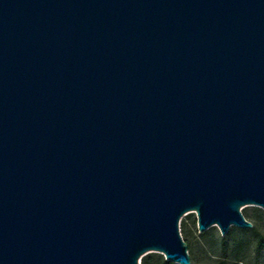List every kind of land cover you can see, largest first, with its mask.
I'll use <instances>...</instances> for the list:
<instances>
[{
  "label": "water",
  "instance_id": "95a60500",
  "mask_svg": "<svg viewBox=\"0 0 264 264\" xmlns=\"http://www.w3.org/2000/svg\"><path fill=\"white\" fill-rule=\"evenodd\" d=\"M264 210V0H0V264H192Z\"/></svg>",
  "mask_w": 264,
  "mask_h": 264
},
{
  "label": "rangeland",
  "instance_id": "374dc122",
  "mask_svg": "<svg viewBox=\"0 0 264 264\" xmlns=\"http://www.w3.org/2000/svg\"><path fill=\"white\" fill-rule=\"evenodd\" d=\"M261 209L256 206H246L242 209L244 216L256 223L260 230L264 233V210L260 217L256 216V209ZM197 214L187 212L180 220V230L182 227L185 232L181 231L183 239L188 244V253L190 255L192 264H264V252L256 251V241L252 234L242 233L237 231L240 227H236L234 235L230 236L228 239L230 241L229 246V258L222 257V249L220 238L223 237L219 228L217 226H212L207 229L206 236H201L197 226ZM230 231V230H229ZM225 236V235H224ZM243 242L241 249L242 261L238 262L233 258V251H235V246L238 243ZM150 254V253H149ZM148 255V254H146ZM145 255V256H146ZM142 259H139V262ZM142 264V262H140ZM176 264V263H175Z\"/></svg>",
  "mask_w": 264,
  "mask_h": 264
},
{
  "label": "trees",
  "instance_id": "16d2710c",
  "mask_svg": "<svg viewBox=\"0 0 264 264\" xmlns=\"http://www.w3.org/2000/svg\"><path fill=\"white\" fill-rule=\"evenodd\" d=\"M262 210L261 209H256V216L260 217V215L262 214ZM252 222V221H251ZM253 223V222H252ZM182 232H185L183 227H182ZM236 231V227H233L232 229H230V231L227 232V234L223 237L220 238V242H221V249H222V257L225 258H229V246H230V241H229V237L234 235ZM237 231L242 232V233H250L253 235L255 241H256V251L260 252L263 251L264 252V233L260 230L259 226L256 223H253V227L252 228H239L237 229ZM206 232L201 233V236L205 237L206 236ZM242 244L243 242L238 243V245L235 246V251H233V258L234 260H237L238 262L242 261V257H241V249L242 248ZM142 264H175L171 261H168L164 258V256L160 253H150L146 256L142 257L141 260Z\"/></svg>",
  "mask_w": 264,
  "mask_h": 264
}]
</instances>
